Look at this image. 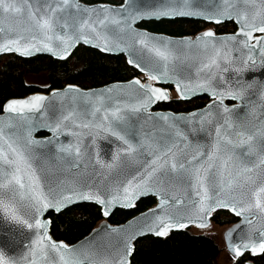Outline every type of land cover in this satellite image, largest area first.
Returning a JSON list of instances; mask_svg holds the SVG:
<instances>
[{
    "label": "water",
    "instance_id": "1",
    "mask_svg": "<svg viewBox=\"0 0 264 264\" xmlns=\"http://www.w3.org/2000/svg\"><path fill=\"white\" fill-rule=\"evenodd\" d=\"M77 3L82 9H96L97 11L83 12L70 7L65 12L58 13V16L62 17L59 24L67 23L68 25L63 31L80 37L79 27L83 20L90 19V22H95L107 16L109 19L105 25L97 24V31L100 33L101 39H95V34L85 29L83 35L93 40V43H85L82 38L79 39L64 59H60L48 51H39L31 55H21L15 51L4 52L0 53V57L5 54H15L24 58L48 55L55 59L65 60L79 45H84L106 54L123 55L127 63L144 76L145 81L135 77L88 89L69 84L64 88L53 89L49 93H36L24 98L10 99L4 104L3 111L0 113V128L3 129L4 137L6 140L13 141L16 147L24 150L32 168L39 177L44 193L50 197H58L60 194L68 193L74 189L87 188L94 192H100L105 198L111 199L113 195H122L123 187L127 181L133 177L141 178L157 155L171 149L170 156L175 154V158L179 162L191 160L194 154L201 153L199 159L193 161V166L203 165L204 168L208 169L209 196L226 198L228 194L220 192L218 187L221 179L220 173L224 171L220 165L228 156H233L235 163L230 161L229 167L234 169L233 174H235V170L240 166L241 153L248 149L249 145L239 144L238 138L235 137H231L234 140L233 145H227L222 140L218 141L216 129L223 126L226 120L233 125V129L230 131H234L236 127L243 125L246 134L253 136L251 155L244 163L247 166L259 165L260 161L264 159V150H262L264 136L261 135L264 133V62L259 55V49L251 53L256 63L249 62L245 65L244 60L249 52L238 43L244 37H238L236 41H226L227 37L235 35L239 31L240 25L235 19H223L221 23H218L234 22L237 28L233 33L217 34L213 30H206L194 37L171 36L139 27L141 22L177 18L217 24L212 20L205 19L203 15L169 14L156 16L151 15V13L160 10H178L188 13L211 14L225 7L222 0H188L187 3H184L183 0H132L131 5L126 4V0L119 5L88 4L82 0H77ZM48 7H50V0L48 3L45 0H32V8L39 9L40 13H45ZM232 8L235 11L248 12L251 19L252 13L264 9V4L260 0H255V3H243L241 0H235ZM103 9H111V11L104 12ZM135 15H139L141 18L135 19L133 22L131 17ZM113 19L119 23H112ZM0 26L6 29L5 33L0 34V39L6 41L17 33H25L27 29L31 28V23L26 15L18 17L4 15L0 16ZM9 29L11 31H8ZM56 31L61 33V27L57 26ZM207 31L215 33V47L212 44H206L204 41H197V37H202L203 33ZM140 34L152 38L149 41L152 45L163 46L165 43L167 44L171 53L167 76L163 75L164 62L139 43L143 38ZM36 35L39 34L36 33ZM254 35L261 36L264 34L257 32ZM222 39L226 42L221 43ZM105 41L112 48L111 51H102L100 47L94 46L96 43L103 45ZM52 44L53 47H63L56 40H53ZM216 49L221 50L222 56L226 52L230 53L228 61L219 59V68L212 67L201 71L203 66L215 56ZM129 60L136 61L146 70L142 71L135 63H129ZM236 69H240V71H236ZM149 72L161 78L156 81L149 80ZM210 72L214 75L210 76ZM206 79L210 80L212 88L218 92L229 89L241 91L242 99L225 98L223 106L217 103L211 109L210 115L206 117L201 115L208 111V106L214 103V98L207 91H197L188 98L181 99L176 90L175 81L187 83L194 87L198 82H204ZM136 80H139L141 84L151 85L153 88L166 91L168 99L154 100L148 104L146 109L141 108L140 105L147 99L146 90L135 85L133 82ZM69 87L78 91L70 92L68 91ZM168 87L173 88L180 100L187 101L198 97H207L209 101L203 107L188 112L155 110L158 103L170 100L171 91ZM33 96L46 98L39 111H25L22 115L5 111L9 102L27 100ZM224 107L231 109V111L225 113ZM95 108L101 110L93 116L92 113ZM134 108H139V110L134 111ZM117 110L118 114L123 117L122 120L111 118L110 114ZM70 112L74 114L78 123H89L90 127H64L61 133L54 137L47 126H54ZM106 112L109 114L112 126L133 145L135 149L133 152L128 153L127 145L117 137L95 127L101 123ZM164 116L169 117V119H161ZM68 123L65 122L66 125ZM104 123L107 124L108 121H104ZM73 131L80 133L79 137L71 135ZM29 140L37 143H29ZM77 144L81 148L79 157L74 152L60 151L61 147ZM118 153L119 159H114ZM209 155H212L215 161L211 168L208 166ZM97 160L100 163H96ZM109 164L113 166L111 168L102 166ZM187 167L189 165L186 164ZM250 175L256 180V184L252 185V188L264 183V167H256ZM149 183L152 192L139 195L134 199V206L132 207L125 206L123 202L114 203L107 216L104 215L105 208L103 205L92 200H77L63 207L60 211L48 208L38 218L48 224L47 235L51 237L53 242L63 243L86 255L88 259L85 260V264H90L93 261L96 264H103L104 261L114 262L118 260L125 255L126 245L129 241L132 252L131 255L127 256V260L128 264H131L136 240L145 236L164 237L157 236L154 231L150 230L155 228L158 218L172 217L173 222L179 220V222L188 224L185 228H172L169 233L187 229L192 225L197 227L199 222L195 220L193 212L194 204L199 201V196L193 187L194 181L191 180L188 172L184 170L171 172L165 167L158 171ZM233 194L237 200L243 199L245 202L251 200V190L247 186L243 189H236ZM151 196L157 201L155 206L138 213L121 224L113 225L104 221L89 235L73 245L57 241L50 233L51 220L49 214L51 212L60 213L77 204L92 203L101 208L105 218H109L117 209H132L139 200ZM174 197L182 203L177 204L173 199ZM162 198L168 201L164 208L160 207ZM17 206L20 214L30 222L36 217L34 208L29 206L27 201H19ZM222 210L229 211L238 219L224 232L226 248L235 257L234 253L230 251L229 243L239 244L249 237L255 238L256 231L264 229V214L253 209L251 214L245 213L238 216L229 208L220 207L208 217L207 227L197 228L206 229L210 227L213 213ZM2 215L0 213V216ZM245 216L252 220L251 224L245 221ZM189 217L193 218L192 221L189 220ZM35 231V229H29L23 224L3 218L0 220V251H3L5 256L10 259L21 260L29 252L31 242L36 239ZM229 233H231V240L228 238ZM247 253L252 257L262 254L253 255L251 251H244L243 255L235 258L240 259ZM41 264H60L59 255L54 251L49 252L47 260L42 261ZM243 264L256 263L246 260Z\"/></svg>",
    "mask_w": 264,
    "mask_h": 264
},
{
    "label": "snow or ice",
    "instance_id": "2",
    "mask_svg": "<svg viewBox=\"0 0 264 264\" xmlns=\"http://www.w3.org/2000/svg\"><path fill=\"white\" fill-rule=\"evenodd\" d=\"M46 3L49 0H45ZM187 3L188 0H183ZM235 0H222L225 5L224 8L218 10L215 13L204 14V13H188L185 11L171 10L164 11L160 10L151 15L161 16L169 14H179V15H203L205 19L212 20L215 23H221L223 19H235L240 25L239 31L232 36L226 38V41H236L238 37H244V39L239 40L238 43L247 49L249 55L244 60V64L247 65L249 62L253 64L256 63L255 58L251 55L252 52L259 49V55L262 62H264V35L255 36L254 34L259 32L264 34V9L256 11L251 14V19L249 18L248 12L235 11L232 8ZM243 3H255V0H241ZM264 4V0H260ZM126 4L131 5L132 0H126ZM75 8L83 12H95L96 9L81 8L77 3V0H50V7L45 13H40L39 9L32 8V0H0V16L10 15L13 17L27 16L31 23V28L27 29L25 33H17L13 37L4 41L0 39V53L4 52H18L21 55H31L39 51H48L56 55L60 59H64L70 53L71 48L79 39H83L85 43H93V40L88 39L87 36L83 35L85 29L89 32L95 34V39H101L100 33L97 31V24L100 26L105 25L108 21V17L105 16L103 19H98L95 22H90V19H85L81 22L79 30L81 32L80 37L70 35L64 32L63 29L67 28V23L62 25L59 21L62 17L58 16V13L65 12L68 8ZM104 12H110L111 9H103ZM141 18L139 15L132 16L131 19L134 22L135 19ZM259 21V22H257ZM112 23H119V21L113 19ZM57 26L61 27V33H57ZM6 29L0 26V34L5 33ZM8 31H11L10 29ZM38 33L39 35H36ZM143 38L139 43L148 49L149 52L154 54L160 61H163L164 72L163 75L167 76L168 62L171 59V53L167 48L165 43L163 46L152 45L149 41L152 39L144 34H140ZM215 33L212 31H207L203 33L202 37H197V41H204L206 44H212L215 47ZM53 40L59 41L63 45L62 48L59 46L53 47ZM224 39L220 42L225 43ZM254 41V42H253ZM96 47H100L102 51H111L112 48L109 47L107 41L103 45L96 43ZM230 53H225L221 55V50H215V56L209 60L207 64L203 66L201 71L204 69H211L212 67L219 68V59H224L228 61ZM129 63H135L137 67H140L142 71L146 69L142 67L141 64L134 60H129ZM227 71V69H225ZM240 71V69H236ZM149 80L156 81L161 77L148 73ZM214 75L210 72L209 74ZM140 88L146 90L147 99L143 104L140 105L141 108H147L148 104L154 100L168 99V93L162 91L158 88H153L151 85L141 84L139 80L133 82ZM176 90L181 99H186L190 95L195 94L197 91H207L214 98V103L208 106V111L202 113L201 115H210L211 109L218 103L223 106V101L225 98L231 99H242L241 91L226 90V91H216L212 88L210 80L206 79L204 82H198L194 87L187 83H182L180 81H175ZM68 91H78L69 87ZM56 95V93H54ZM46 98L43 96H33L27 100H13L9 102L5 111L9 113L24 114L25 111L33 112L39 111L43 101ZM100 108H95L92 115L94 116L99 112ZM134 111H138L139 108H134ZM224 112L228 113L231 109L224 107ZM111 118L115 120H122L123 117L118 114L117 111H113ZM193 115H196L193 113ZM161 119H169V117L164 116ZM69 122L67 125L65 122ZM104 121H108L107 124ZM72 128H89V123H78L74 118L73 113L65 115L61 121L57 122L54 126H47L49 130L53 133V136H57L61 133L64 127ZM95 127L102 129L103 132H107L112 136L117 137V139L123 141L127 145L128 153L133 152L135 149L132 144L128 142L124 135H121L120 131L112 126L109 114L106 112L101 120V123L95 125ZM223 129V131H222ZM233 125L229 121H225V124L216 129V134L218 141L222 140L227 145H233L234 140L231 137L238 138L239 144H248L249 148L241 153L242 159L240 160L239 168L235 170L229 167V162L235 163L233 156H228L222 161L220 165L224 171L220 173L221 179L219 181L220 192L227 193L226 198H216L209 196V184H208V169L204 168L203 165L199 167L193 166V161H197L201 153H196L192 156L191 160L186 162H179L175 158V154L171 153V149L157 155L155 159L152 160L146 173L141 177H133V179L127 181V184L123 187L122 195H113L111 199L105 198L100 192H94L91 189H81V190H71L68 193H62L58 197H50L48 194L44 193L42 186L40 184L39 177L36 175L35 170L25 155L23 149L15 146L14 142L11 140H6L3 134V129L0 128V220L7 218L16 223L23 224L29 229H35L36 239L29 245V252L21 260L10 259L5 256L3 251H0V264H41L42 261H46L49 252L54 251L59 255L60 264H85V260L88 259L86 255L79 252L78 249H71L63 243H56L51 240V237L47 235L48 224L42 222L38 217L48 208H54L56 211H60L63 207H66L70 203H74L77 200H92L98 204L104 206V215L107 216L109 209L114 203L123 202L125 206H134V199L139 195L148 194L152 192L150 187V181L155 176V174L164 169L168 168L171 172H177L178 170H184L189 173V176L193 183V187L197 191L199 196V201L194 204L193 212L194 218L197 223V227H207V219L217 208L224 207L232 210L236 215L241 216L245 213L251 214L253 209L258 213L264 214V183H261L258 187L252 188V185L256 184V180L253 178L251 173L255 171L256 167H264V159L260 161L259 165L247 166L244 162L248 160L251 155V142L253 141L252 135H247L246 130L243 125L236 127L234 131ZM30 135V133H29ZM71 135L79 137L80 133L71 132ZM264 136V133H261ZM246 137V138H245ZM29 143H37L36 141H28ZM51 143V141H48ZM218 147V146H217ZM264 150V146H262ZM60 151L75 153L77 157L81 155V148L77 144L75 146L69 145L68 147H61ZM114 159H119V153ZM214 157L212 155L208 156V166L211 168L214 164ZM96 163H100L99 160ZM186 164L189 167L186 168ZM104 167L111 168L113 165H102ZM225 172L227 175L225 176ZM249 187L251 190V200L245 202V200H237L233 194L236 189H243ZM177 204L182 203V201L173 198ZM27 201L29 206L34 208L36 217L30 222L25 219L19 211L18 202ZM168 204V201L164 198L160 201V207ZM155 211V210H153ZM192 217L189 220L192 221ZM245 221L248 224L252 223V220L245 216ZM187 223H182L177 220L173 222L172 217L165 219L160 217L157 220L154 231L157 236H167L169 230L172 228H185ZM229 240H231V233L228 234ZM230 251H232L235 257H240L243 255L244 251H251L253 255L264 253V229H259L256 231L255 238L249 237L242 240L239 244L229 243ZM132 248L130 241L126 245L125 255L120 257L114 262L104 261L103 264H128L127 256L131 255ZM90 264H96V262H90Z\"/></svg>",
    "mask_w": 264,
    "mask_h": 264
},
{
    "label": "trees",
    "instance_id": "3",
    "mask_svg": "<svg viewBox=\"0 0 264 264\" xmlns=\"http://www.w3.org/2000/svg\"><path fill=\"white\" fill-rule=\"evenodd\" d=\"M82 1L88 4L119 5L124 0ZM139 27L171 36L193 37L209 27L217 34L233 33L237 28L234 22L208 24L200 20L183 18L141 22ZM135 77L145 80L143 75L127 63L123 55L106 54L84 45H79L65 60L48 55L24 58L15 54H5L0 57V113L10 99L49 93L53 89L64 88L69 84L88 89ZM31 78H40L44 84L31 82ZM168 88L173 90L172 87ZM208 101L207 97L183 101L173 96L170 100L158 103L155 110L188 112L203 107ZM156 202L152 196L142 198L134 208L117 209L109 218L103 216L101 208L96 204H77L60 213L49 214L50 233L57 241L73 245L89 235L101 222L108 221L113 225L124 223L138 213L155 206ZM212 221L219 226H231L238 219L230 212L222 210L213 213ZM220 254L221 246L215 235L195 234L191 228H187L173 231L164 237L139 238L134 243L131 264H219ZM246 260L264 264V253L255 257L247 253L237 264H243Z\"/></svg>",
    "mask_w": 264,
    "mask_h": 264
},
{
    "label": "rangeland",
    "instance_id": "4",
    "mask_svg": "<svg viewBox=\"0 0 264 264\" xmlns=\"http://www.w3.org/2000/svg\"><path fill=\"white\" fill-rule=\"evenodd\" d=\"M206 30H213V28L209 27ZM30 81L31 82H37V83H40V84H44L43 82H41L40 78H31ZM173 96H176L174 91L171 92V97H173ZM189 228H191V231L193 233H195V234H204L205 233V234L215 235V237L218 240L219 245L221 246V254H220V257L218 258V263L219 264H237L239 259L235 258L227 250L226 245H225L224 232L227 230L226 226H219V225H217V224L212 222L210 227H208L206 229H199L195 225H192Z\"/></svg>",
    "mask_w": 264,
    "mask_h": 264
}]
</instances>
